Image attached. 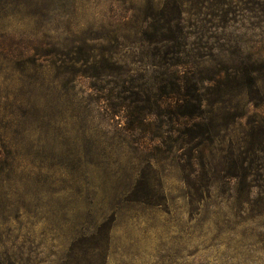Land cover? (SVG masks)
<instances>
[{
  "label": "rangeland",
  "instance_id": "1",
  "mask_svg": "<svg viewBox=\"0 0 264 264\" xmlns=\"http://www.w3.org/2000/svg\"><path fill=\"white\" fill-rule=\"evenodd\" d=\"M0 264H264V0H0Z\"/></svg>",
  "mask_w": 264,
  "mask_h": 264
}]
</instances>
